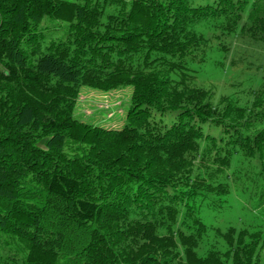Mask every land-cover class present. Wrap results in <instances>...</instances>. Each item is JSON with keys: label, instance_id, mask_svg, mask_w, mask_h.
I'll return each instance as SVG.
<instances>
[{"label": "trees", "instance_id": "1", "mask_svg": "<svg viewBox=\"0 0 264 264\" xmlns=\"http://www.w3.org/2000/svg\"><path fill=\"white\" fill-rule=\"evenodd\" d=\"M127 87L119 122L77 108ZM250 191L264 0H0V264H260V222L221 219Z\"/></svg>", "mask_w": 264, "mask_h": 264}, {"label": "rangeland", "instance_id": "2", "mask_svg": "<svg viewBox=\"0 0 264 264\" xmlns=\"http://www.w3.org/2000/svg\"><path fill=\"white\" fill-rule=\"evenodd\" d=\"M219 58V56H218ZM218 58L211 57L210 61H218ZM214 64H211L213 66ZM210 75L216 76L206 79V85L214 84L216 95L221 92L228 94H240L243 95L248 88L244 86L240 87L232 85L236 81V77L229 75L226 78L223 75L219 76L218 72H214L211 67L207 69ZM215 73V74H214ZM261 79L255 82L254 86L258 85ZM130 93V88H124L121 90H115L108 93H102L98 90L90 88H84L81 91L80 99L78 102V110L86 117L85 120H103L107 122L120 121L121 115L119 114L120 106L124 102L126 96L124 93ZM108 113H112V117H108ZM225 217H222L224 227L228 224L238 225L240 219H246L250 221H257V224L263 231L264 235V199L261 200L257 191H250L243 197H237V199L228 198L223 203ZM207 222H211L210 218H206ZM260 264H264V242L263 248L260 253Z\"/></svg>", "mask_w": 264, "mask_h": 264}]
</instances>
